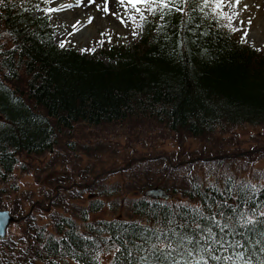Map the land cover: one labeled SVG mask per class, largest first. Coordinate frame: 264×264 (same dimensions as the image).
<instances>
[{"label": "trees", "instance_id": "16d2710c", "mask_svg": "<svg viewBox=\"0 0 264 264\" xmlns=\"http://www.w3.org/2000/svg\"><path fill=\"white\" fill-rule=\"evenodd\" d=\"M201 4L202 0H189L182 12L165 10L163 19L158 9L141 28L135 49L129 53L120 46L109 47L110 63L104 64L52 43L47 15L34 14L36 0H4L0 5V210L20 214L18 199L10 201L18 159L52 152L58 138L67 136L76 124L99 126L133 118L156 123L179 139H206L241 125L264 126V52L236 40L224 14L213 11L214 5L201 11ZM177 163L189 165L182 160ZM166 170L175 173L178 166ZM150 172L145 166V180L154 179ZM174 180L181 197L194 205L117 196V185H101L97 194L114 197L111 201L89 198L82 207L66 200L73 214H50L51 230L27 218L32 251L25 250L23 229L20 253L24 261L99 264L100 253L112 251L108 264H137L142 255L138 247H147L149 239L156 241L157 234L149 230H167L170 218L172 227L191 222L195 208L206 216L216 214L222 222L248 213L254 223L238 227L240 235L235 237L244 247L223 254L244 252L252 264L264 260V215H260L264 187L256 189L231 176L223 179L220 188L201 187L196 179ZM162 181L158 179L155 186L173 194L175 190ZM10 187L13 192H6ZM67 192L72 199L80 197L73 185ZM53 202L46 198L42 205L47 213L60 204ZM117 206L136 220L87 221L88 214ZM200 222L211 225V221ZM0 244L15 243L4 238ZM209 264L216 262L209 260Z\"/></svg>", "mask_w": 264, "mask_h": 264}, {"label": "rangeland", "instance_id": "374dc122", "mask_svg": "<svg viewBox=\"0 0 264 264\" xmlns=\"http://www.w3.org/2000/svg\"><path fill=\"white\" fill-rule=\"evenodd\" d=\"M36 1L37 10L34 14L47 15L52 43L59 46L63 43L64 47L71 48L79 55L100 59L104 64L110 63L106 56L109 47L120 46L130 53L135 49L142 33L141 28H137L138 35L134 37L132 29L135 25L127 20L128 16L136 13L131 9L125 12V7L122 11H113L109 7L110 0H107L108 13L103 11L105 0H95L94 3L93 0ZM86 3L93 4L88 9ZM255 4L254 0H239V4L236 0H224L220 12L232 28L236 40H242L253 50L264 52V8L256 9ZM93 11L101 15L95 18ZM145 15L149 18L151 14L145 10ZM121 19H125L127 26L121 23ZM58 139L60 142L52 152L40 157L21 156L18 159L12 172L15 193L10 201L18 199L20 214H11L14 221L8 225L4 237L15 244H0V264H40L35 259L24 261L20 253L23 248V229L28 232V236L23 232L26 237L25 250L32 251L31 228L27 224V218L51 230L48 220L50 214H73L67 209L66 200L82 207L87 205L89 198L111 201L114 197L97 194L99 192L96 188L101 185H117V196L139 198L148 189L146 185L150 183L155 186L159 179L169 187L167 189L175 190L167 200L169 204L189 206L194 204L178 193L179 188L174 187L178 183L175 178L179 181L183 177L186 182L196 179L201 187L220 188L223 179L231 176L256 189L264 187V126L241 125L223 133L217 131L206 139H179L156 123L132 118L99 126L76 124L67 136ZM68 141L73 145H67ZM216 158L218 162L213 160ZM180 160L189 165H179L177 161ZM203 161L209 163L202 165ZM175 164L178 166L175 173L166 170ZM145 166L152 169L148 174L153 175L154 179L151 181L143 177ZM161 170L163 171L157 172ZM71 185L74 193L80 195L78 199L69 196L67 190ZM8 190L13 192L12 187L6 189V192ZM46 198L54 202L60 201V204L50 208L49 213L42 206ZM33 202L37 207H33ZM261 212H264V208ZM22 219L25 220L24 224ZM114 219L136 220L129 218L120 206L115 209L112 207V210L103 207L87 216V221L91 223ZM112 253L101 252L99 264H108ZM65 264L74 263L67 260Z\"/></svg>", "mask_w": 264, "mask_h": 264}, {"label": "snow or ice", "instance_id": "6c2138e0", "mask_svg": "<svg viewBox=\"0 0 264 264\" xmlns=\"http://www.w3.org/2000/svg\"><path fill=\"white\" fill-rule=\"evenodd\" d=\"M188 2L189 0H117V3L125 7V12L131 9L136 13V15L127 17V20L135 25L132 29L134 37L138 35L136 29L143 28L144 24L147 23L145 10L155 15L159 9L160 17L163 19L164 15L167 14L165 10L168 12L172 10L182 12V5ZM3 3L4 0H0V5ZM223 3L224 0H202L200 10L203 11L214 5L212 10L218 11L222 9ZM236 3L239 4V0H236ZM140 6H143V8ZM56 10L58 9H53V11ZM103 11L105 13L109 11L107 0H105ZM137 16L139 22H137ZM229 19L231 18L229 17ZM121 23L125 24V19H121ZM125 26L127 25L125 24ZM246 35L247 33H245ZM60 47L63 48L64 44L61 43ZM192 211L195 215L191 222L185 220L177 226L181 231H177V227L171 226L174 223L171 218L168 221L169 228L167 230H149L157 234L156 241L152 242L149 239L147 247L142 245L138 247L142 255L139 256L137 264H209V260L216 262V264H229V262L230 264H252L251 258L245 259L244 252L233 251L231 255L223 254L228 252L229 249L235 250L244 247L235 237L240 235L237 232L238 227L245 228L247 225L254 223L248 213L240 212L235 217L228 216L226 222H222L216 214L206 216L199 208L192 209ZM219 215L224 216V213ZM260 215H264V212H261ZM201 220L211 221V225L201 224ZM214 228L218 231H214ZM169 233L171 234L170 237ZM160 234L165 236L164 240H160ZM261 235L264 236V233H261ZM228 237H232V239L230 240ZM218 251L221 254H216ZM261 251L264 252V248ZM259 264H264V260L259 261Z\"/></svg>", "mask_w": 264, "mask_h": 264}, {"label": "water", "instance_id": "95a60500", "mask_svg": "<svg viewBox=\"0 0 264 264\" xmlns=\"http://www.w3.org/2000/svg\"><path fill=\"white\" fill-rule=\"evenodd\" d=\"M143 197L151 200H162L166 201L171 198V195L166 193L159 187H151L143 192ZM14 220L7 210H0V240L5 237L6 229L10 223Z\"/></svg>", "mask_w": 264, "mask_h": 264}, {"label": "bare ground", "instance_id": "6f19581e", "mask_svg": "<svg viewBox=\"0 0 264 264\" xmlns=\"http://www.w3.org/2000/svg\"><path fill=\"white\" fill-rule=\"evenodd\" d=\"M99 1V0H98ZM255 1V8L256 9H263L264 8V0H254ZM94 3V2H93ZM92 3V4H93ZM87 5V8L89 9L90 7H91V5L90 4H88V3H86ZM109 7H111L112 8V10L113 11H122V6L119 4V3H117V0H110V2H109ZM93 14H95L94 16H95V18H97V16H99V15H101L99 12H96V11H93Z\"/></svg>", "mask_w": 264, "mask_h": 264}]
</instances>
